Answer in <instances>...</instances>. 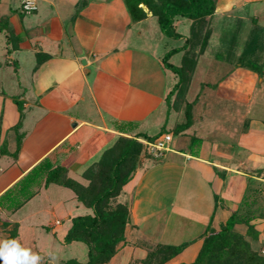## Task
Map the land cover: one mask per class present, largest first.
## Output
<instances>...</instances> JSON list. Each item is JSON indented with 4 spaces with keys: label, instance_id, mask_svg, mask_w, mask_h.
I'll return each instance as SVG.
<instances>
[{
    "label": "crops",
    "instance_id": "0c3cea01",
    "mask_svg": "<svg viewBox=\"0 0 264 264\" xmlns=\"http://www.w3.org/2000/svg\"><path fill=\"white\" fill-rule=\"evenodd\" d=\"M24 1L12 8L0 0V195L43 160L82 184V172L118 136L169 134L162 156H141L121 187L116 201L127 208L124 241L103 264L139 263L155 245H184L169 262L188 264L206 231L244 210L252 213L251 231L236 224L234 233L264 252V65L251 71L217 57L207 62V74L198 71L215 28L249 22L263 32L264 0L215 1L206 45L186 75L209 81H200L190 102L184 100L189 82L176 89L177 77L161 63L182 44L162 54L155 44L141 45L155 20L143 5L145 17L132 20L123 0H32L29 13L21 11ZM190 24L175 19L176 39L188 36ZM182 53L168 62L179 55L178 65L169 62L179 67ZM186 113L188 126L175 132ZM54 184L66 188L40 181L18 209L0 205V241L13 232L11 240L42 257L39 264H52L56 249L80 243L63 238L73 217L91 214L69 189L72 196L57 204L62 218L53 206L15 217Z\"/></svg>",
    "mask_w": 264,
    "mask_h": 264
},
{
    "label": "trees",
    "instance_id": "16d2710c",
    "mask_svg": "<svg viewBox=\"0 0 264 264\" xmlns=\"http://www.w3.org/2000/svg\"><path fill=\"white\" fill-rule=\"evenodd\" d=\"M216 0H123L125 8L132 20L145 17V12L138 7L143 5L148 13L155 18L157 27L166 38L176 39L173 23L182 18L191 21L188 36L178 48L165 52L161 57L162 66L170 70L176 77V89L182 81H188L189 74L196 56L200 54L209 36L206 28V18L214 11ZM257 28L250 31V38L237 57V63L251 71H261L260 55L264 48V39ZM179 51H183L181 65L175 67L168 62V58ZM253 57V58H252ZM251 58V59H250ZM260 63V64H259ZM183 86V85H182ZM175 129L177 132L189 124V116ZM134 126H129L133 129ZM162 132V130H161ZM137 139L153 141L155 137L136 134L133 137L118 136L114 142L105 148L98 158L81 174L85 184L72 181L62 176L63 170L51 167L46 160L41 161L25 174L11 188L0 195V205L6 210H16L33 195L31 190L40 181L44 185L57 183L70 189L75 199L90 209V215L76 216L70 220V227L63 238L64 243L80 242L86 248V260L83 263L67 260L64 264H103L115 253L116 247L124 241V226L127 219V208L118 203L116 197L121 187L130 179L139 158L146 156L144 145ZM264 216V215H263ZM252 217L249 210L241 214L232 213L227 221L217 231H206L202 243L194 260L188 264H264V256H258L250 245L236 237L234 225L244 224L251 231L248 224ZM13 232L6 240H11ZM184 245H155L150 248L145 258L138 264H163L177 255ZM136 264V263H132Z\"/></svg>",
    "mask_w": 264,
    "mask_h": 264
},
{
    "label": "rangeland",
    "instance_id": "374dc122",
    "mask_svg": "<svg viewBox=\"0 0 264 264\" xmlns=\"http://www.w3.org/2000/svg\"><path fill=\"white\" fill-rule=\"evenodd\" d=\"M8 4L12 8L18 7L17 0H8ZM149 23L152 26V29H153L152 33L153 34L144 32V34L142 35V39L140 40L141 45L143 44L147 48L149 44H150V46H151V44H155L156 54H162L164 52V50L171 48V47H176V46H179L182 44L183 40H181V39H172V38L164 37L160 33L154 19H151V21ZM176 30H177V32L182 33V26L181 25L177 26ZM250 31H251V29H250V23L249 22L247 24H245V27H243V25H237V24L235 25L234 23L231 22L230 25L226 27V29L220 30V28H215L213 34L209 38L208 45L204 51V54L202 55L200 61H198V65H199L198 71H203V73L205 74L207 69H209L208 66L210 65L207 62L211 59H214V58L217 59V57L218 58H228L230 64L233 65L237 60V56H239V54L242 51V49L244 48L246 42L249 40ZM154 33H155L156 37L154 36ZM150 34H151V36H150ZM219 37L221 38L220 41H219ZM262 38L264 39L263 36H262ZM149 40H151V42ZM146 42H147V44H144ZM164 46H165V48H164ZM258 54L260 55L259 61L264 59V48L261 49V51ZM169 62H171L173 65H178L179 55H175V56L171 57L169 59ZM263 65H264V62H263V64H261V66L263 67ZM210 73H211V70L209 71V74ZM197 74L198 73H196L194 76H192L190 78V80L188 79L189 84L187 86L188 87L187 92H185L187 94L185 95V93H184V95H185L184 100L187 102H190V100L196 94L200 81H202V80L203 81H209V79L199 77ZM182 83H183L182 84L183 87H185L187 84L184 81H182ZM200 87H203V86L201 85ZM174 118L175 117H171V119H174ZM177 118H178L179 122H183V119L181 116H177ZM145 154H147V153L145 152ZM69 177H71L74 180L79 179L78 177H76L73 174H70ZM82 184H85V182L83 181ZM71 196H72V192L69 189L62 188V187L57 186L55 184L49 185L48 189L46 191H43V190L40 191L38 197H36L33 200H31L30 202L26 203L15 214V217H23V216L27 215L28 213H30L31 211L38 209V207L47 208L48 206H50V207L53 206V207H56L55 213L58 215V217L62 218L63 214L61 213V211H62L61 207H59L57 204L58 203L60 204V201L67 200ZM47 217L48 216L45 215V219H47ZM43 224H45V222H43ZM243 241H246V240H243ZM246 242L250 245V248L258 256H260V257L264 256V252H262L261 248L258 247L256 244L251 243L254 241H246ZM72 246H74V247L72 248L71 246H68V247H64L61 250L59 248L56 249L54 254L50 256L52 264H61L60 262H58V259H57L58 257L63 258V259H69V258L72 259L73 258L77 261H84L85 260V256H84L85 248H84L83 244L82 243H76ZM169 261H167L163 264H170ZM243 263H246V262L243 260L242 264ZM136 264H138V263H136ZM204 264H207V263H204Z\"/></svg>",
    "mask_w": 264,
    "mask_h": 264
},
{
    "label": "clouds",
    "instance_id": "9594fccd",
    "mask_svg": "<svg viewBox=\"0 0 264 264\" xmlns=\"http://www.w3.org/2000/svg\"><path fill=\"white\" fill-rule=\"evenodd\" d=\"M42 257L16 240L0 241V264H39Z\"/></svg>",
    "mask_w": 264,
    "mask_h": 264
},
{
    "label": "built area",
    "instance_id": "2783aa9c",
    "mask_svg": "<svg viewBox=\"0 0 264 264\" xmlns=\"http://www.w3.org/2000/svg\"><path fill=\"white\" fill-rule=\"evenodd\" d=\"M20 8L23 13H29L35 9V6L32 0H26L22 2ZM169 141L170 135L164 134L160 137L155 138L153 141L142 142V144L145 147V152L147 153V155H149L152 159H158L166 150Z\"/></svg>",
    "mask_w": 264,
    "mask_h": 264
}]
</instances>
